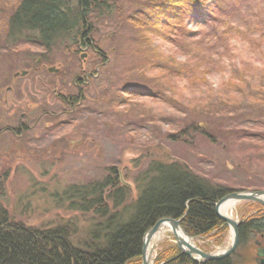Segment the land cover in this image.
Segmentation results:
<instances>
[{
	"label": "rangeland",
	"instance_id": "rangeland-1",
	"mask_svg": "<svg viewBox=\"0 0 264 264\" xmlns=\"http://www.w3.org/2000/svg\"><path fill=\"white\" fill-rule=\"evenodd\" d=\"M20 1L0 0V129L18 124L24 113L35 114L36 120L34 130L21 138L7 130L0 133V207L12 220L36 227L74 222L76 239L85 238L97 218L68 208L65 188L100 178L106 168L116 166L122 182L132 189L129 207L138 195L137 176L153 159L186 164L200 177L235 191L264 190V97L254 98L264 93V0H200L199 10L216 6L218 17L214 22L209 17L206 25L204 20L179 23L208 37L192 53L171 51L164 41L154 39L141 53L129 36L134 25L123 19L143 8L139 5L145 0H112L116 18L124 16L121 30L128 40H117L109 34L112 28L94 24V31L102 29L99 41L98 34L88 36L95 51L86 50L83 42L77 49L61 43L51 54L35 40L8 37L9 19ZM236 25L240 34L230 36L229 29ZM117 45L120 60L114 77L108 78L122 80L119 87L108 95L105 82L88 89L91 100L71 111L62 95L87 92L77 78L92 75L102 58L114 57ZM132 47L133 54L127 50ZM155 47L159 54H154ZM146 57H152L161 72L148 71L146 81L138 80L134 71ZM90 61L93 65L87 66ZM171 67L185 75L167 78L173 74ZM23 71L28 74L22 76ZM150 80L154 82L145 84ZM229 212L240 220L246 205L233 203ZM166 240L174 241L170 229L151 240L153 260ZM211 241L194 238L202 250L211 245L210 252L219 253L231 245V229L222 243ZM256 241L254 237L244 247L237 246L229 256L238 250L239 264H257L261 256Z\"/></svg>",
	"mask_w": 264,
	"mask_h": 264
},
{
	"label": "trees",
	"instance_id": "trees-1",
	"mask_svg": "<svg viewBox=\"0 0 264 264\" xmlns=\"http://www.w3.org/2000/svg\"><path fill=\"white\" fill-rule=\"evenodd\" d=\"M201 2L145 0L139 5H143V8H137L136 13L129 14L131 16H127L123 22L134 25L136 30L133 29V34L129 36L134 46L139 44L138 50L141 53L150 47V39L164 41L171 51L179 48L192 53L208 37L179 23L190 25L204 20L206 25L210 24L209 17L214 19L212 22L218 17L216 6L215 9L208 7L207 11L199 10ZM110 4H114L112 0H21L9 19L7 35L17 42L35 40L45 49V54H51L61 43L66 48L77 49L80 47V38L85 39L90 34L93 37L98 34L99 41L103 25L112 28L109 33L111 37L128 40L121 30L124 23L120 20L124 16L121 14L116 18L118 9ZM107 20L109 23L105 24ZM94 24L97 28L101 26L99 32L94 31ZM239 28L236 25L229 29V35L240 34ZM158 49L154 48V54ZM127 50L133 54L135 49L132 47ZM121 52L120 45H117L113 49L114 57L110 55L102 58L99 64L96 63L92 75L77 78L76 81L87 92L62 95L71 111L91 100L89 93L93 88H100L104 82L108 84L103 88L107 93L105 95L119 87L117 85L122 80H117V77L114 81L111 79L115 75L113 73L117 69ZM152 59L146 57L138 70L134 69L136 79L145 80L147 77L144 75L148 71L161 72L162 67ZM91 65L93 62L87 63V66ZM171 69L173 74L170 73L167 78L174 80L185 75L181 69ZM102 78L107 81H102ZM153 82L150 80L145 84ZM169 84L172 86V81ZM88 89L91 91L88 92ZM257 94L254 95L255 99L264 97V93ZM261 120L256 119L255 122L261 123ZM201 132L205 137L214 138L208 131ZM172 139H175L174 135ZM122 181L116 166H111L106 168V173L100 178L86 183H72L65 188L63 196L68 208L80 213L92 212L97 218L88 235L78 240V229L74 222L49 227L30 226L12 220L9 212L0 207V264H141L145 234L164 217L180 219L181 226L189 236L207 237L214 244H220L226 238L229 227L217 214L215 204L235 191V188L227 184H214L194 173L186 164L153 159L139 172L136 180L138 195L127 207L126 202L132 189ZM241 204L246 205V214L240 218L238 249L254 237L264 240V206L251 200L242 201ZM209 246L201 247L211 251ZM237 253L238 250L231 256L200 262L182 252L174 241L166 240L160 244L154 264H239Z\"/></svg>",
	"mask_w": 264,
	"mask_h": 264
},
{
	"label": "water",
	"instance_id": "water-1",
	"mask_svg": "<svg viewBox=\"0 0 264 264\" xmlns=\"http://www.w3.org/2000/svg\"><path fill=\"white\" fill-rule=\"evenodd\" d=\"M50 71H53L54 68H50ZM26 72H23L22 74L25 75ZM245 200H252L259 202L260 204L264 205V190H254V191H234L230 192L226 196H224L222 199H220L216 203V211L219 217L224 220L232 232V243L229 247H227L224 251L219 253H212V252H205L200 247L195 245V243H191L189 240L184 239L183 237H180L177 235V230H182L183 234L188 239H194V237L189 236L184 229L180 226V223L178 220H174L171 218H161L159 219L156 224L145 234L144 242H143V250H142V258L143 262L142 264H154V260L151 258H147V248L151 242V240L156 236V234L160 231L162 225L168 224L172 233L174 234L176 238V242L179 246V248L187 254L188 256L192 257L195 260H198L200 262H204L207 260H214V259H221L224 257L229 256L238 246L239 242V224L240 222L238 220L231 219L221 213V209L225 204L228 203H237L240 201ZM264 250L258 253V256H263ZM153 260V261H152Z\"/></svg>",
	"mask_w": 264,
	"mask_h": 264
},
{
	"label": "flooded vegetation",
	"instance_id": "flooded-vegetation-1",
	"mask_svg": "<svg viewBox=\"0 0 264 264\" xmlns=\"http://www.w3.org/2000/svg\"><path fill=\"white\" fill-rule=\"evenodd\" d=\"M87 38V37H86ZM84 39L82 38L81 40L84 42L83 44L85 45V48L87 49H92L95 51V49L93 48V43L91 40L88 41V39ZM39 44V42H37ZM40 45V44H39ZM82 46V45H80ZM42 59L39 58L38 59V62L41 63ZM8 90H12V88L10 87V89L8 88ZM9 92V91H8ZM35 114L33 113H24V115L22 116H19L18 117V124L16 125H11V126H8L6 127L5 129H0V133L3 131V130H7L8 132L16 135L17 137L21 138L23 137V135L25 133H27V135L32 132V130H34V120H36L34 117ZM23 118H26V119H23ZM28 139V138H27ZM257 245V249L258 250H261V249H264V240L263 242L260 241L259 243L256 244ZM260 259V258H259ZM258 259V260H259ZM260 263V260L257 261Z\"/></svg>",
	"mask_w": 264,
	"mask_h": 264
},
{
	"label": "bare ground",
	"instance_id": "bare-ground-1",
	"mask_svg": "<svg viewBox=\"0 0 264 264\" xmlns=\"http://www.w3.org/2000/svg\"><path fill=\"white\" fill-rule=\"evenodd\" d=\"M229 194V193H228ZM226 196V195H225ZM222 199V198H221ZM233 206V203H228V204H225L224 206H223V208L221 209V213L223 214V215H225V216H227V217H229V218H231V219H233V216H232V214L229 212V210H230V208ZM215 207H216V204H215ZM165 218H171V217H165ZM171 219H174V220H178L179 221V223H180V226H181V222H180V219H175V218H171ZM182 227V226H181ZM169 225L168 224H164V225H162V227H161V229H160V231L157 233V235L156 236H159V237H161L164 233H165V231H168L169 230ZM183 228V227H182ZM177 235H179L180 237H183L184 239H187V240H189L191 243H194V240L193 239H188L184 234H183V232H182V230H177ZM154 239V238H153ZM239 243V242H238ZM216 248V247H215ZM151 249H152V245H151V242H150V244H149V246H148V248H147V258L149 259V261L151 260ZM264 254V253H263ZM260 263L258 262V264H264V256H262L260 259ZM258 260V261H259ZM142 262H143V258H142ZM154 263V262H153ZM142 264V263H141Z\"/></svg>",
	"mask_w": 264,
	"mask_h": 264
}]
</instances>
